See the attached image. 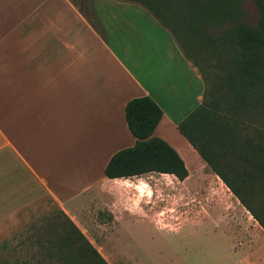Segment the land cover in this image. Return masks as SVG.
Here are the masks:
<instances>
[{"label":"crops","instance_id":"0c3cea01","mask_svg":"<svg viewBox=\"0 0 264 264\" xmlns=\"http://www.w3.org/2000/svg\"><path fill=\"white\" fill-rule=\"evenodd\" d=\"M205 90L198 66L140 3L0 0V264H38L8 255L43 250L45 231L21 227L25 218L18 215L45 198L100 252L124 244L144 224L157 226L148 209L129 210L153 200L151 177H177L105 172L117 151L137 141L126 105L143 96L159 104L163 116L154 134L184 158L187 180L206 162L178 125ZM119 250L126 253L120 262H129L128 249ZM232 251L237 255L238 246Z\"/></svg>","mask_w":264,"mask_h":264},{"label":"trees","instance_id":"16d2710c","mask_svg":"<svg viewBox=\"0 0 264 264\" xmlns=\"http://www.w3.org/2000/svg\"><path fill=\"white\" fill-rule=\"evenodd\" d=\"M123 1L147 7L203 74L204 100L178 128L264 229V0H252L258 9L255 21L246 8L248 0ZM183 34L198 51L191 50L192 57ZM196 54H203L204 62ZM125 114L137 141L111 157L107 177L157 172L185 180L189 169L184 158L154 134L163 116L159 104L150 96L135 97ZM59 211L63 221L53 219L48 233L39 238L43 250L38 264H110Z\"/></svg>","mask_w":264,"mask_h":264},{"label":"rangeland","instance_id":"374dc122","mask_svg":"<svg viewBox=\"0 0 264 264\" xmlns=\"http://www.w3.org/2000/svg\"><path fill=\"white\" fill-rule=\"evenodd\" d=\"M246 8L250 19L255 21L258 17L255 3L248 0ZM182 37L192 57V51H198L190 43V36L183 34ZM196 57L204 62L200 59L203 54ZM205 70L207 76L208 68ZM151 179L156 183L153 200H143L135 210L129 211L140 214L148 209L156 215L159 226L144 224L132 236L124 237L127 239L124 244H107L106 251L101 252L107 259L115 264H246L247 261L264 264L263 227L207 164L200 171L192 170L184 182L162 175ZM18 216L25 218L21 227L35 224L45 234L53 219L63 221L49 198L33 204ZM234 246H238L237 255L232 251ZM125 247L129 262H120L126 253L119 249ZM8 256L19 261L30 258L33 262L41 257L34 251ZM0 257L4 259V253Z\"/></svg>","mask_w":264,"mask_h":264}]
</instances>
